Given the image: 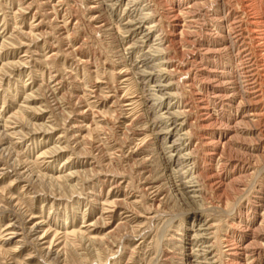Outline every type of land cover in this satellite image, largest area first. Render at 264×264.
Masks as SVG:
<instances>
[{
  "label": "rangeland",
  "instance_id": "374dc122",
  "mask_svg": "<svg viewBox=\"0 0 264 264\" xmlns=\"http://www.w3.org/2000/svg\"><path fill=\"white\" fill-rule=\"evenodd\" d=\"M90 1L0 0V264H264L258 0Z\"/></svg>",
  "mask_w": 264,
  "mask_h": 264
},
{
  "label": "bare ground",
  "instance_id": "6f19581e",
  "mask_svg": "<svg viewBox=\"0 0 264 264\" xmlns=\"http://www.w3.org/2000/svg\"><path fill=\"white\" fill-rule=\"evenodd\" d=\"M104 1H105V0H104ZM106 1H107V0H106ZM192 1H193V0H192ZM225 1H227V0H225ZM228 1H229V0H228ZM230 1H231V0H230ZM241 1H243V0H241ZM200 2H201V1H200ZM203 2H205V1H203ZM209 2H210V1H209ZM237 2H238V1H237ZM255 2H256V1H255ZM255 2H254V3H255ZM90 3H91V4H90V8H91V10H95V9H96V3H98V2H96V0H95V1L92 0V1H90ZM99 3H100V2H99ZM110 3H111V2H110ZM114 3H117V2H114ZM224 3H225V2H224ZM224 3H223V4H224ZM226 3H227V2H226ZM229 3H230V2H229ZM245 3H246V2H245ZM256 3H257V6H256V7H257V9H258V11H259V12H258V14H259V17H258V18H259V21L256 22V24H257L256 26H257V27H260V28L263 27V29H261V30L259 29V30H258V31H259L258 34L262 35L261 32L264 31V24H263V23H264V21H263V17H264V0H258ZM100 4H101V3H100ZM103 4H106V3H103ZM188 4H189V3H188ZM193 4H195V3H193ZM202 4H203V3H202ZM205 4H206V3H205ZM251 4H252V3H251ZM107 5H108V4H107ZM107 5H105V6H107ZM112 5H114V4H112ZM115 5H116V4H115ZM190 5H192V4H190ZM229 5H230V4H229ZM245 5H246V4H245ZM255 5H256V4H255ZM101 6H102V5H101ZM177 6H178V5H177ZM183 6H184V5H183ZM242 6H243V4H242ZM242 6H241V7H242ZM252 6H253V5H252ZM110 7H111V6H110ZM190 7H191V6H190ZM244 7H246V6H244ZM88 8H89V7H88ZM170 8H172V7H170ZM185 8H186V7H185ZM223 8H224V7H223ZM230 8H231V7H230ZM249 8H250V7H249ZM253 8H254V7H253ZM97 9H98V8H97ZM113 9H114V8H113ZM125 9H126V8H125ZM187 9H188V7H187ZM189 9H191V8H189ZM244 9H245V8H244ZM176 10H177V9H176ZM179 10H180V9H179ZM254 10H256V9H254ZM110 11H111V10H110ZM228 11H229V9H228ZM175 12H176V11H175ZM178 12H179V11H178ZM181 12H182V11H181ZM181 12H180V13H181ZM189 13H192V12H189ZM246 13H247V12H246ZM246 13H245V14H246ZM248 13H249V12H248ZM251 13L253 14L254 12H251ZM256 13H257V12H256ZM174 14H176V13H174ZM178 14H179V13H178ZM178 14H177V15H178ZM182 14H183V13H182ZM187 14H188V12H187ZM238 14H239V13H238ZM128 15H129V14H128ZM172 15H173V14H172ZM185 15H186V14H185ZM189 15H190V14H189ZM192 15H193V14H192ZM226 15H227V14H225V16H226ZM240 15H241V14H240ZM254 15H255V14H254ZM256 15H257V14H256ZM173 16H174V15H173ZM180 16H181V15H180ZM183 16H184V15H183ZM222 16H223V15H222ZM245 16H246V15H245ZM249 16H250V14H249ZM103 17H104V16H103ZM103 17H102V18H103ZM143 17H144V16H143ZM171 17H172V16H171ZM175 17H176V15H175ZM181 17H182V16H181ZM184 17H186V16H184ZM184 17H183V18H184ZM219 17H220V16H219ZM233 17H234V16H233ZM235 17H238V16H235ZM97 18H98V17H97ZM107 18H108V17H107ZM146 18H147V17H146ZM192 18H193V16H192ZM131 19H132V18H131ZM131 19H130V21H131ZM170 19H171V18H170ZM174 19H175V18H174ZM214 19H215V18H214ZM221 19H222V18H221ZM221 19H220V20H221ZM231 19H232V18H231ZM101 20H102V19H101ZM103 20H104V19H103ZM171 20H173V17H172ZM171 20H170V21H171ZM189 20H190V22H191V19H189ZM189 20H188V23H189ZM220 20H218V21H220ZM119 21H120V20H119ZM130 21H129V22H130ZM140 21H141V19H140ZM142 21H143V20H142ZM181 21H182V20H181ZM194 21H195V20H194ZM214 21H215V20H214ZM238 21H241V20L238 19ZM105 22H106V21H105ZM123 22H124V21H123ZM132 22H133V21H132ZM232 22H233V21H232ZM235 22H237V21H235ZM253 22H254V21H253ZM121 23H122V22H121ZM125 23H126V22H125ZM216 23H217V22H216ZM219 23H220V22H219ZM225 23H226V22H225ZM230 23H231V21H230ZM244 23H245V22H244ZM248 23H249V22H247V24H248ZM123 24H124V23H123ZM129 24H131V22H130ZM132 24H133V23H132ZM139 24H140V23H139ZM139 24H138V25H139ZM167 24H168V23H167ZM182 24H186V23H184V21H182ZM235 24H236V23H235ZM235 24H233V25H235ZM238 24H239V22H238ZM249 24H250V23H249ZM152 25H153V24H152ZM177 25H178V24H177ZM186 25H187V24H186ZM216 25H217V24H216ZM216 25H215V26H216ZM228 25H229V24H228ZM230 25H231V24H230ZM239 25H240V24H239ZM100 26H101V25H100ZM102 26H103V25H102ZM125 26H126V25H125ZM134 26H135V25H134ZM182 26H183V25H182ZM191 26H192V25H191ZM224 26H225V25H224ZM243 26H244V25H243ZM254 26H255V25H254ZM139 27H140V26H139ZM139 27H138V28H139ZM150 27H151V26H150ZM189 27H190V25H189ZM226 27H227V26H226ZM239 27H240V26H239ZM250 27H251V26H250ZM257 27H256V29H257ZM115 28H116V26H115ZM115 28H114V29H115ZM117 28H118V27H117ZM135 28H136V27H134V30H135ZM148 28H149V26H148ZM172 28H173V27H172ZM185 28H186V26H185ZM228 28H230V27H228ZM232 28H233V27H232ZM240 28H241V27H240ZM247 28H248V27H247ZM179 29H181V28H179ZM233 29H234V28H233ZM235 29H236V28H235ZM249 29H251V28H249ZM117 30H118V29H117ZM130 30H131V29H130ZM221 30H222V28H221ZM242 30H244V29L242 28ZM251 30H252V29H251ZM119 31H120V30H119ZM123 31H124V30H123ZM128 31H129V30H128ZM128 31H127V32H128ZM172 31H173V30H172ZM177 31H178V30H177ZM180 31H181V30H180ZM180 31H179V33H178V32H177V33H178V34H181L182 32L180 33ZM182 31L184 32V29H183ZM185 31H186V30H185ZM219 31H220V30H219ZM228 31H230V30H228ZM228 31H227V32H228ZM232 31H233V30H232ZM240 31H241V30H240ZM245 31H246V30H245ZM247 31H249V30H247ZM127 32L125 31V33H127ZM134 32H135V31H134ZM214 32H216V31H214ZM230 32H231V31H230ZM230 32H228V33H230ZM237 32H238V31H237ZM172 33H173V32H172ZM172 33H171V34H172ZM177 33H176V34H177ZM225 33H226V32H225ZM241 33H242V32H241ZM251 33H252V32H251ZM184 34H185V32H184ZM184 34H183V35H184ZM205 34H206V33H205ZM207 34H208V33H207ZM215 34H217V33H215ZM232 34H233V33H232ZM239 34H240V33H239ZM254 34H255V33H254ZM256 34H257V33H256ZM141 35H142V34H141ZM173 35H175V34H173ZM183 35H182V36H183ZM219 35H220V34H219ZM228 35H229V34H228ZM244 35H245V34H244ZM250 35H251V34H250ZM24 36H25V35H24ZM143 36H144V35H143ZM179 36H180V35H179ZM211 36H212V35H211ZM125 37H126V36H125ZM160 37H161V36H160ZM160 37H159V38H160ZM180 37H181V36H180ZM223 37H224V36H223ZM232 37H233V36H232ZM237 37H238V36H237ZM243 37H244V36H243ZM127 38H128V37H127ZM163 38H164V37H163ZM168 38H169V37H168ZM226 38H228V37H226ZM246 38H247V37H246ZM255 38H256V36H255ZM258 38H259V37H258ZM145 39H146V38H145ZM145 39H144V41H145ZM155 39H156V38H155ZM160 39H161V38H160ZM165 39H166V38H165ZM178 39H179V38H178ZM180 39H181V41H182V38H180ZM196 39H197V38H196ZM223 39H224V38H223ZM235 39H236V38H235ZM249 39H251V38L249 37ZM252 39H254V38H252ZM259 39H260V38H259ZM137 40L139 41L140 39H137ZM137 40H136V41H137ZM166 40H167V39H166ZM170 40H171V39H170ZM194 40H195V39H194ZM122 41H123V40H122ZM136 41H135V42H136ZM144 41H143V42H144ZM163 41H164V39H163ZM185 41H186V40H185ZM191 41H193V40H191ZM221 41H222V40H221ZM230 41H231V37H230ZM230 41H229V42H230ZM235 41H236V40H235ZM248 41H249V40H248ZM250 41H251V40H250ZM253 41H254V40H253ZM260 41H264V35H262ZM133 42H134V40H133ZM135 42H134V44H135ZM166 42H167V41H166ZM169 42H170V41H169ZM193 42H194V41H193ZM195 42H196V41H195ZM209 42H210V41H209ZM189 43H192V42L189 41ZM201 43L203 44L202 41H201ZM211 43H212V42H211ZM227 43H228V42H227ZM230 43H231V42H230ZM233 43H234V42H233ZM247 43H249V42H247ZM247 43H246V44H247ZM132 44H133V43H131V45H132ZM144 44H145V43H144ZM159 44H160V42H159ZM170 44H171V42H170ZM187 44H188V43H187ZM197 44H198V43H197ZM213 44H214V43H213ZM236 44H237V43H236ZM243 44H244V43H243ZM252 44H253V43H252ZM252 44H251V45H252ZM259 44H260V43H259ZM135 45H136V44H135ZM146 45H147V44H146ZM160 45L162 46V44H160ZM190 45H191V44H190ZM205 45H206V44H205ZM229 45H230V44H229ZM231 45H232V44H231ZM237 45H238V44H237ZM139 46H140V45H139ZM245 46H246V45H245ZM254 46H255V45H254ZM254 46H252V47H254ZM258 46H259V45H258ZM126 47H130V46H126ZM166 47H167V46H166ZM191 47H192V46H191ZM224 47H225V46H224ZM228 47H229V46H228ZM262 47H264V45H262ZM163 48H164V47H163ZM163 48H162V49H163ZM198 48H199V47H198ZM225 48H227V47H225ZM232 48H233V46H232ZM239 48H240V47H239ZM256 48H257V46H256ZM259 48H260V50H259V52H260L259 55L261 54L260 56H263V58L260 57V59H262L261 62L263 63V64L261 63V64H262L261 66H263V68H264V49H261V47H259ZM165 49H166V48H165ZM201 49H202V48H201ZM201 49H199V50L201 51ZM204 49H205V48H204ZM228 49H229V48H228ZM254 49H255V48H254ZM148 50H149V49H148ZM152 50H153V49H152ZM154 50H156V49H154ZM191 50H192V49H191ZM211 50H212V49H211ZM213 50H214V49H213ZM256 50H257V49H256ZM130 51H131V50H130ZM197 51H198V50H197ZM215 51H216V50H215ZM215 51H214V52H215ZM226 51H227V50H226ZM232 51H233V50H232ZM243 51H244V49H243ZM250 51H251V50H250ZM150 52H151V51H150ZM153 52H154V51H153ZM160 52H161V51H160ZM162 52H163V51H162ZM162 52H161V53H162ZM190 52H192V51H190ZM193 52H194V51H193ZM203 52H204V51H203ZM203 52H202V53H203ZM211 52H212V51H211ZM252 52H253V50H252ZM257 52H258V50H257ZM128 53H129V51H128ZM138 53H139V52H138ZM165 53H166V52H165ZM249 53H250V52H248V54H249ZM152 54H153V53H152ZM162 54H163V53H162ZM194 54H195V53H194ZM198 54H199V53H198ZM198 54H197V55H198ZM204 54H205V53H204ZM204 54H203V55H204ZM219 54H220V53H219ZM222 54H223V53H222ZM222 54H220V55H222ZM228 54H229V53H228ZM235 54H236V53H234L233 55H235ZM237 54H238V52H237ZM241 54H242V53H241ZM150 55H151V54H150ZM143 56H144V55H143ZM153 56H154V54H153ZM155 56H156V55H155ZM158 56H159V55H158ZM160 56H161V55H160ZM200 56H201V55H200ZM230 56H231V55H230ZM239 56H240V55H239ZM243 56H244V55H243ZM202 57H203V56H202ZM221 57H222V56H221ZM224 57H225V56H224ZM244 57H245V56H244ZM247 57H248V56H247ZM255 57H257V56H255ZM156 58H157V57H156ZM232 58H233V56H232ZM245 58H246V57H245ZM258 58H259V57H258ZM135 59H137V58H135ZM191 59H192V58H191ZM201 59H202V58H201ZM213 59H214V58H213ZM216 59H217V58H216ZM216 59H215V60H216ZM223 59H224V58H223ZM230 59H231V58H230ZM239 59H240V58H239ZM246 59H247V58H246ZM246 59H245V60H246ZM248 59H249V58H248ZM204 60H205V59H204ZM209 60H210V59H209ZM211 60H212V59H211ZM243 60H244V58H243ZM243 60H242V61H243ZM134 61H135V60H134ZM157 61H158V58H157ZM191 61L193 62V60H191ZM218 61H219V60H218ZM231 61H232V60H231ZM231 61H230V62H231ZM238 61H240V60H238ZM242 61H241V62H242ZM158 62H159V61H158ZM160 62H161V61H160ZM160 62H159V63H160ZM201 62H202V61H201ZM211 62H212V61H211ZM223 62H224V61H223ZM228 62H229V61H228ZM232 62H233V61H232ZM232 62H231V63H232ZM168 63H169V62H168ZM197 63H198V62H197ZM218 63H219V62H218ZM233 63H235V62H233ZM236 63H238V62H236ZM244 63H245V62H244ZM256 63H257V61H256ZM252 64H253V62H252ZM133 65H134V64H133ZM156 65H157V64H156ZM156 65H155V66H156ZM172 65H173V64H172ZM200 65H201V64H200ZM219 65H220V64H219ZM230 65H231V64H230ZM240 65H241V64H240ZM249 65H250V64H249ZM256 65H257V64H256ZM198 66H199V65H198ZM214 66H215V65H214ZM232 66H233V65H232ZM234 66H235V64H234ZM238 66H239V65H238ZM135 67H136V66H135ZM140 67H141V66H140ZM172 67H173V66H172ZM174 67H175V66H174ZM138 68H139V67H138ZM199 68H200V67H199ZM240 68L242 69V67H240ZM240 68H239V69H240ZM243 68H244V67H243ZM249 68H250V67H249ZM256 68H258V66H257ZM259 68H260V67H259ZM259 68H258V69H259ZM160 69H162V68H160ZM171 69H172V68H171ZM174 69H175V68H174ZM200 69H202V68H200ZM205 69H206V68H205ZM234 69H235V68H234ZM244 69H245V68H244ZM254 69H255V68H254ZM127 70H128V69H127ZM140 70H141V69H140ZM142 70H143V69H142ZM165 70H166V69H165ZM210 70H211V69H210ZM214 70H215V69H214ZM247 70H248V69H247ZM169 71H170V70H169ZM174 71H176V70H174ZM195 71H196V70H195ZM197 71H198V70H197ZM199 71H200V70H199ZM206 71H207V70H206ZM215 71H216V70H215ZM219 71H220V70H219ZM219 71H218V72H219ZM236 71H238V70H236ZM240 71H241V70H240ZM249 71H250V70H249ZM263 71H264V70H263ZM122 72H123V71H122ZM125 72H126V71H125ZM130 72H131V70H130ZM136 72H138V70H137ZM144 72H145V70H144ZM159 72H160V71H159ZM162 72H163V71H162ZM177 72H178V71H177ZM204 72H205V71H204ZM213 72H214V71H213ZM216 72H217V71H216ZM222 72H223V71H222ZM245 72H246V71H244V73H245ZM255 72H256V70H255ZM257 72H258V71H257ZM259 72H260V71H259ZM259 72H258V74H259ZM116 73H117V72H116ZM119 73H120V72H119ZM127 73H129V72H127ZM145 73H146V72H145ZM160 73H161V72H160ZM172 73H173V72H172ZM172 73H171V74H172ZM175 73H176V72H175ZM209 73H210V72H209ZM249 73H250V72H249ZM124 74H125V73H124ZM124 74H123V75H124ZM130 74H131V73H130ZM139 74H140V73H139ZM154 74H155V73H154ZM167 74H168V73H167ZM171 74H170V75H171ZM214 74H215V72H214ZM232 74H234V73H232ZM255 74H256V73H255ZM260 74H261V73H260ZM121 75H122V74H121ZM125 75H127V74H125ZM131 75H132V74H131ZM157 75H160V74H157ZM168 75H169V74H168ZM168 75H167V76H168ZM211 75H212V74H211ZM234 75H235V74H234ZM134 76H135V74H134ZM141 76H142V74H141ZM171 76H172V75H171ZM171 76H170V77H171ZM206 76H207V75H206ZM224 76H226V75H224ZM242 76H243V75H242ZM246 76H247V75H246ZM246 76H245V77H246ZM248 76H249V75H248ZM262 76H263V75H262ZM137 77H139V76H137ZM164 77H165V76H164ZM200 77H201V76H200ZM232 77H233V75H232ZM237 77H238V76H237ZM237 77H236V78H237ZM240 77H241V74H240L239 78H240ZM250 77H251V76H250ZM148 78H149V77H148ZM218 78H219V77H218ZM252 78H253V77H252ZM256 78H257V76H256ZM122 79H123V78H122ZM129 79H130V78H129ZM131 79H132V78H131ZM141 79H142V78H141ZM153 79H154V78H153ZM204 79H206V78H204ZM216 79H217V78H216ZM237 79H238V78H237ZM160 80H161V79H160ZM214 80H215V79H214ZM234 80L237 81L236 79H234ZM248 80H249V79H248ZM257 80H258V79H257ZM263 80H264V78H263ZM140 81H141V80H140ZM152 81H155V80H152ZM201 81H202V78H201ZM203 81H205V80H203ZM206 81H207V80H206ZM244 81H245V80H244ZM246 81H247V80H246ZM260 81H261V80H260ZM138 82H139V80H138ZM146 82H147V81H146ZM173 82H174V81H173ZM176 82H177V80H176ZM193 82H194V81H193ZM210 82H211V81H210ZM213 82H214V81H213ZM217 82H218V81H217ZM224 82H225V81H224ZM227 82H228V81H227ZM229 82H230V81H229ZM240 82H241V81H240ZM255 82H256V81H255ZM261 82H262V81H261ZM123 83H124V82H123ZM141 83H142V82H141ZM159 83H160V82H159ZM165 83H166V82H165ZM171 83H172V81H171ZM202 83H203V82H202ZM207 83H208V82H207ZM211 83H212V82H211ZM219 83H220V82H219ZM230 83H231V82H230ZM235 83H236V82H235ZM237 83H239V82H237ZM237 83H236V84H237ZM256 83H258V82H256ZM126 84H127V83H126ZM221 84H222V82H221ZM225 84H226V83H225ZM225 84H224V85H225ZM228 84H229V83H228ZM232 84H233V82H232ZM242 84H243V83H242ZM247 84H249V83H247ZM259 84H261V83H259ZM158 85H159V84H158ZM158 85H156V86H158ZM164 85H165V84H164ZM164 85H163V86H164ZM167 85H168V84H167ZM171 85H173V84H171ZM192 85H193V84H192ZM192 85H191V88L194 89V85H193V86H192ZM207 85H208V84H207ZM211 85H212V84H211ZM215 85H218V84H215ZM219 85H220V84H219ZM219 85H218V86H219ZM222 85H223V84H222ZM245 85H246V83H245ZM153 86H154V85H153ZM159 86H160V85H159ZM161 86H162V85H161ZM175 86H176V85H175ZM175 86H174V87H175ZM188 86H190V84H189ZM213 86H214V85H213ZM243 86H244V85H243ZM251 86H252V85H251ZM202 87H203V86H202ZM237 87H239V86H237ZM259 87H260V86H258V88H259ZM160 88H161V87H160ZM189 88H190V87H189ZM224 88H225V87H224ZM229 88H231V87H229ZM233 88H234V87H233ZM144 89H145V88H144ZM148 89H149V88H148ZM158 89H159V88H158ZM195 89H196V87H195ZM211 89H212V88H211ZM240 89H241V88H240ZM118 90H119V89H118ZM163 90H164V89H163ZM207 90H208V89H207ZM220 90H221V89H220ZM253 90H254V89H253ZM257 90H258V89H255V91H257ZM260 90H261V89H260ZM141 91H144V90L141 89ZM141 91H140V92H141ZM145 91H146V90H145ZM149 91H150V90H149ZM197 91H198V90H197ZM241 91H242V89H241ZM246 91H247V90H246ZM262 91H264V90H262ZM262 91H260V92L262 93ZM203 92H204V91H203ZM203 92H202V93H203ZM250 92H251V91H250ZM260 92H259V93H260ZM142 93H143V92H142ZM174 93H177V91L174 92ZM191 93H192V92H191ZM195 93H196V92H195ZM195 93H192V95L195 94ZM198 93H201V92H198ZM210 93H211V92H210ZM236 93H237V92H236ZM147 94H149V93H147ZM166 94H167V93H166ZM231 94H233V93H231ZM237 94H238V93H237ZM253 94H254V93H253ZM143 95H144V94H143ZM149 95H150V94H149ZM151 95H152V94H151ZM161 95H162V94H161ZM167 95H169V94H167ZM200 95H201V94H200ZM213 95H214V93H213ZM229 95H230V94H229ZM243 95H244V94H243ZM250 95H251V93H250ZM261 95H262V94H261ZM141 96H142V94H141ZM141 96H139V97L141 98ZM144 96H145V95H144ZM154 96H155V95H154ZM214 96H215V95H214ZM218 96H219V95H218ZM225 96H226V95H225ZM231 96L234 97V95H231ZM236 96H237V95H236ZM252 96H253V95H252ZM258 96H260V95H258ZM133 97H135V96H133ZM166 97H168V96H166ZM172 97H173V96H172ZM193 97H194V96H193ZM197 97H198V96H197ZM203 97H204V96H203ZM203 97H202V98H203ZM215 97H216V96H215ZM219 97H221V96H219ZM219 97H218V98H219ZM229 97H230V96H229ZM240 97H241V96H240ZM243 97H244V96H243ZM253 97H255V96H253ZM263 97H264V96H263ZM144 98H145V97H144ZM146 98H147V97H146ZM153 98H154V97H153ZM156 98H158V97H156ZM175 98H176V97H175ZM177 98H178V97H177ZM223 98H225V97H223ZM226 98H228V97H226ZM248 98H249V97H248ZM259 98H260V97H259ZM126 99H127V97H126ZM149 99H150V97H149ZM151 99H152V98H151ZM160 99H161V98H160ZM194 99H195V98H194ZM197 99H198V98H197ZM208 99H209V98H208ZM219 99H221V98H219ZM243 99H244V98H243ZM260 99H261V98H260ZM181 100H182V99H181ZM199 100H200V99H199ZM222 100H223V99H222ZM245 100H246V99H245ZM249 100H252V99L250 98ZM254 100H255V99H254ZM143 101H144V100H143ZM155 101H156V100H155ZM193 101H194V100H193ZM211 101H212V100H211ZM224 101H225V100H224ZM236 101H237V100H236ZM239 101H240V100H239ZM260 101H261V100H260ZM127 102H128V101H127ZM144 102H145V101H144ZM149 102H150V101H149ZM169 102H170V101H169ZM184 102H185V101H184ZM196 102H197V100H196ZM203 102H204V100H203ZM203 102H202V103H203ZM218 102H219V101H218ZM233 102H234V101H233ZM241 102H243V101H240V103H241ZM248 102L250 103L251 101H247V103H248ZM254 102H255V101H254ZM263 102H264V100H263ZM146 103H147V102H146ZM146 103H145V104H146ZM153 103H154V102H153ZM189 103H190V101H189ZM198 103H199V102H198ZM205 103H206V102H205ZM216 103H217V102H216ZM243 103H245V102H243ZM249 103H248V104H249ZM255 103H256V102H255ZM185 104H187V103H185ZM200 104H201V103H200ZM206 104H207V103H206ZM248 104H247V105H248ZM131 105H132V104H131ZM143 105H144V103H143ZM152 105H153V104H152ZM171 105H172V104H171ZM173 105H174V104H173ZM178 105H179V104H178ZM222 105H223V104H222ZM234 105H235V104H234ZM255 105H256V104H255ZM262 105H263V104H262ZM262 105H261V107H262ZM80 106H81V105H80ZM123 106H124V105H123ZM134 106H135V105H134ZM197 106H198V105H197ZM203 106H204V105H203ZM208 106H209V105H207L206 107H208ZM213 106H214V105H213ZM228 106H230V105H228ZM238 106H240L239 103H238ZM238 106H237V108H238ZM241 106H242V104H241ZM241 106H240V107H241ZM244 106H245V105H244ZM83 107H84V105H83ZM85 107H86V106H85ZM158 107H159V106H158ZM176 107H177V106H176ZM186 107H187V106H186ZM219 107H220V106H219ZM222 107H223V106H222ZM234 107H235V106H234ZM250 107H251V106H250ZM132 108H133V107H132ZM144 108H145V107H144ZM181 108H182V107H181ZM188 108H189V107H188ZM203 108H204V107H203ZM209 108H210V107H209ZM231 108H232V107H231ZM247 108H249V107H247ZM123 109H125V108H123ZM146 109H147V108H146ZM199 109H200V105H199ZM225 109H226V108H225ZM244 109H245V108H244ZM147 110H148V109H147ZM147 110H146V111H147ZM167 110H168V109H167ZM174 110H175V109H174ZM178 110H179V108H178ZM189 110H190V109H188V110H186V111H189ZM204 110H205V109H204ZM204 110H203V111H204ZM236 110H237V109H236ZM246 110H247V109H246ZM250 110H251V109H250ZM86 111H87V110H86ZM172 111H173V110H172ZM175 111H176V110H175ZM181 111H184V110H181ZM186 111H185V112H186ZM201 111H202V110H201ZM233 111H234V110H233ZM259 111H260V110H259ZM129 112H130V111H129ZM148 112H149V111H148ZM153 112H154V111H153ZM179 112H180V111H179ZM190 112H191V110H190ZM192 112H193V111H192ZM192 112H191V113H192ZM198 112H199V110H198ZM230 112H231V111H230ZM234 112L236 113V111H234ZM81 113H82V112H81ZM134 113H135V112H133V115H134ZM172 113H174V112H172ZM175 113H176V112H175ZM180 113H181V112H180ZM182 113H183V112H182ZM215 113H216V112H215ZM237 113H238V111H237ZM255 113H256V112H255ZM127 114H128V113H127ZM166 114H167V112H166ZM176 114H178V112H177ZM245 114H246V113H245ZM245 114H244V116H245ZM258 114L260 115V113H258ZM261 114H262V116L264 115L263 113H261ZM133 115L130 116V114H129V115H126V116L133 117ZM207 115H208V114H207ZM232 115H233V113H232ZM254 115H256V114H254ZM137 116H138V114H137ZM137 116H136V118H137ZM160 116H162V115H160ZM210 116H211V115H210ZM240 116H241V115H240ZM248 116H249V115H248ZM251 116H253V114H252ZM138 117H139V116H138ZM156 117H158V116H156ZM165 117H167V116H165ZM165 117H164V118H165ZM172 117H173V116H172ZM178 117H179V116H178ZM186 117H187V116H186ZM205 117H206V116H205ZM211 117H212V116H211ZM231 117H232V116H231ZM238 117H239V116H238ZM242 117H243V115H242ZM245 117H246V116H245ZM263 117H264V116H263ZM140 118H141V117H140ZM142 118H143V116H142ZM160 118H161V117H160ZM175 118H176V117H175ZM200 118H201V117H200ZM217 118H218V117H216V119H217ZM229 118H230V117H229ZM234 118H235V117H234ZM240 118H241V117H240ZM151 119H152V118H151ZM161 119H162V118H161ZM161 119H160V120H161ZM205 119H206V118H205ZM216 119H215V120H216ZM247 119H248V118H247ZM249 119H250V117H249ZM134 120H136V119H134ZM137 120H138V119H137ZM149 120H150V118H149ZM154 120H155V119H154ZM154 120H153V121H154ZM167 120H168V119H167ZM171 120H172V119H171ZM207 120H208V118H207ZM236 120H237V119H236ZM142 121H143V120H142ZM142 121H141V122H142ZM147 121H148V120H147ZM218 121H219V120H218ZM231 121H232V120H231ZM234 121H235V120H234ZM257 121H258V120L255 121V122H256V125L258 124ZM182 122H183V121H182ZM185 122H186V121H185ZM185 122H184V123H185ZM220 122H221V121H220ZM243 122H244V121H243ZM258 122H260V121H258ZM139 123H140V122H139ZM201 123H202V122H201ZM218 123H219V122H218ZM221 123H222V122H221ZM236 123H238V122H236ZM249 123H251V122H249ZM252 123H253V121H252ZM149 124H150V122H149ZM179 124H180V123H179ZM182 124H183V123H182ZM198 124H199V122H198ZM209 124H210V126H211V123H209ZM214 124H215V123H214ZM223 124H224V123H223ZM223 124H221V125H223ZM238 124H239V123H238ZM254 124H255V123H254ZM259 124H260V123H259ZM259 124H258V126H260ZM262 124H264V122H263ZM262 124H261V125H262ZM138 125H139V124H138ZM153 125H154V124H153ZM158 125H159V124H158ZM212 125H213V124H212ZM216 125H218V124L216 123ZM233 125H235V122H234ZM256 125H255V126H256ZM199 126H200V125H199ZM204 126H206V125H204ZM204 126H203V127H204ZM218 126H219V125H218ZM225 126H226V125H225ZM262 126H264V125H262ZM143 127H144V126H143ZM145 127H146V125H145ZM151 127H152V125H151ZM171 127H172V126H171ZM207 127H208V126H207ZM226 127H227V126H226ZM231 127H233V126H231ZM235 127H236V125H235ZM140 128H141V127H140ZM149 128H150V127H149ZM180 128H181V127H180ZM204 128H206V127H204ZM223 128H224V127H223ZM137 129H138V128H137ZM146 129H148V128L146 127ZM146 129H145V130H146ZM182 129H183V128H182ZM188 129H189V128H188ZM227 129H229V128H227ZM232 129H233V128H232ZM234 129H235V128H234ZM234 129H233V130H234ZM236 129H238V128H236ZM258 129H260V128L258 127ZM140 130H142V129H140ZM148 130H149V129H148ZM159 130H160V129H159ZM168 130H169V129H168ZM221 131H222V130H221ZM234 131H235V130H234ZM240 131H241V130H240ZM151 132H152V131H151ZM153 132H154V131H153ZM153 132H152V133H153ZM157 132H158V130H157ZM157 132H156V133H157ZM178 132H179V131H178ZM178 132H176V133H178ZM183 132H185V131H183ZM209 132H210V131H209ZM211 132H212V131H211ZM237 132H238V131H237ZM162 133H163V132H162ZM185 133H190V132H187V131H186ZM212 133H213V132H212ZM150 134H151V133H150ZM166 134H167V133H166ZM172 134H173V133H172ZM183 134H184V133H183ZM257 134H258V133H257ZM257 134H256V135H257ZM262 134H263V133H262ZM153 135H154V134H153ZM174 135H175V134H174ZM185 135H186V134H185ZM185 135H184V136H185ZM190 135H191V134H190ZM226 135H227V134H226ZM232 135H233V134H232ZM177 136H178V135H177ZM207 136H208V135H207ZM263 136H264V135H263ZM138 137H139V136H138ZM157 137H158V136H157ZM157 137H156V138H157ZM178 137H179V136H178ZM182 137H183V136H182ZM189 137H190V136H189ZM189 137H188V138H189ZM228 137H229V136H228ZM231 137H232V136H231ZM231 137H230V138H231ZM252 137H253V136H252ZM261 137H262V136H261ZM139 138H140V137H139ZM147 138H150V136L147 137ZM162 138H163V137H162ZM180 138H181V137H179V139H180ZM186 138H187V137H186ZM188 138H187V140H188ZM225 138H226L225 135H222L220 131H217V138H216V139H217L218 141H220V140L222 141V142H221V145H222V146H223L224 143L226 142V141H225ZM232 138H233V137H232ZM256 138H257V137H256ZM145 139H146V138H145ZM151 139H152V138H151ZM182 139H183V138H182ZM205 139H206V138H205ZM209 139H210V137H209ZM216 139H215V140H216ZM257 139H258V138H257ZM143 140H144V139H143ZM153 140H155V139H153ZM259 140H260V139H259ZM147 141H148V140H147ZM160 141H161V140H160ZM189 141H190V140H189ZM210 141H211V140H210ZM218 141H215V142L217 143ZM224 141H225V142H224ZM227 141H229V140H227ZM143 142H144V141H143ZM161 142H162V141H161ZM178 142H179V140H178ZM180 142H181V141H180ZM187 142H188V141H187ZM212 142H213V140H212ZM149 143H150V142H149ZM173 143H174V141H173ZM175 143H176V142H175ZM206 143H207V142H206ZM206 143H205V144H206ZM210 143H211V142H210ZM143 144H144V143H143ZM176 144H177V143H176ZM203 144H204V143H203ZM207 144H208V143H207ZM212 144H214V143H212ZM226 144H227V143H226ZM261 144H262V143H261ZM158 145H159V144H158ZM164 145H165V144H164ZM209 145H210V144H209ZM216 145H217V144H216ZM145 146H146V145H145ZM168 146H169V145H168ZM177 146H178V145H177ZM177 146H176V147H177ZM182 146H183V145H182ZM194 146H195V145H194ZM146 147H147V146H146ZM149 147H150V146H149ZM165 147H166V146H165ZM174 147H175V146H174ZM185 147H186V146H185ZM263 147H264V146H263ZM154 148H155V147H154ZM159 148H160V147H159ZM178 148H179V147H178ZM181 148H182V147H181ZM192 148H193V147H192ZM208 148H209V147H208ZM164 149H165V148H164ZM148 150H150V148H149ZM174 150H175V149H174ZM222 150H223V149H222ZM222 150H220V151H222ZM262 150H263V149H262ZM190 151H191V150H190ZM210 151H211V150H210ZM223 151H224V150H223ZM164 152H165V151H164ZM164 152H163V153H164ZM180 152H181V151H180ZM218 152H219V151H218ZM260 152H261V151H260ZM186 153H187V152H186ZM186 153H185V154H186ZM188 153H189V152H188ZM206 153H207V152H206ZM219 153H221V152H219ZM223 153H224V152H222L221 155H223ZM182 154H183V153H182ZM190 154H192V153H190ZM190 154H189V155H190ZM171 155H172V154H171ZM166 156H167V155H166ZM168 156H169V155H168ZM178 156H179V155H178ZM181 156H183V155H181ZM212 156H213V155H212ZM219 156H220V155H219ZM259 156H261V153H260ZM216 157H217V156H216ZM221 157H222V156H221ZM180 158H181V157H180ZM182 158H183V157H182ZM184 158H185V157H184ZM187 158H188V157H187ZM212 158H213V157H212ZM214 158H215V157H214ZM217 158H218V157H217ZM219 158H220V157H219ZM166 159H167V158H166ZM218 161H219V160H218ZM166 162H169V158H168V161H166ZM179 163H180V162H179ZM187 163H188V162H187ZM222 163H223V162H222ZM226 163H227V162H226ZM235 163H236V162H235ZM235 163H234V164H235ZM180 165H181V164H180ZM183 165H184V164H183ZM195 166H196V165H195ZM165 167H166V166H165ZM180 167H181V166H180ZM189 167H190V165H189ZM189 167H188V168H189ZM166 168H167V170H168V166H167ZM177 168H178V167H177ZM181 168H182V167H181ZM189 169H191V167H190ZM201 169H202V168H201ZM176 170H178V169H176ZM185 170H186V169H185ZM171 171H172V170H171ZM173 171H174V170H173ZM179 171H180V170H179ZM198 171H199V170H198ZM201 171H202V170H201ZM203 171H204V170H203ZM180 172L182 173V171H180ZM185 172H186V171H185ZM190 172H192V171H190ZM204 172H205V171H204ZM204 172H203V173H204ZM171 173H172V172H171ZM176 173H177V172H176ZM181 173H180V175H181ZM183 173H184V172H183ZM199 173H200V172H199ZM201 173H202V172H201ZM203 173H202V174H203ZM184 174H185V173H184ZM195 175H196V173H195ZM195 175H193V176H195ZM200 175H201V174H200ZM204 175H205V174H204ZM191 176H192V175H191ZM206 176H208V174H207ZM212 176H213V175H211V177H212ZM196 177H198V176L196 175ZM196 177H195V178H196ZM204 177H205V176H204ZM205 178H207V177H205ZM212 178H213V177H212ZM192 179H193V178H192ZM196 180H197V179H196ZM196 180H193V181L196 182ZM203 180H204V179H203ZM219 180H220V179H219ZM190 181H191V180H190ZM183 182H184V181H183ZM195 182H194V183H195ZM198 182H200V179H199ZM179 183H180V182H179ZM179 183H178V184H179ZM189 183H190V182H189ZM178 184H177V185H178ZM180 184H181V183H180ZM195 184H196V183H195ZM195 184H194V185H195ZM198 184H199V183H198ZM203 184H204V183H203ZM183 185H186V184H183ZM191 185H193V184H191ZM209 185H210V184H209ZM181 186H182V185H181ZM186 186H187V185H186ZM184 187H185V186H184ZM198 187H199V186H198ZM202 187H203V186H202ZM209 187H210V186H209ZM217 187H218V186H217ZM199 188H200V187H199ZM181 189H182V188H181ZM197 189H198V188H197ZM200 189H201V188H200ZM200 189H199V190H200ZM191 190H192V189H191ZM203 190H204V189H203ZM184 192H185V191H184ZM199 192H200V191H199ZM192 193H193V191H192ZM197 193H198V192H197ZM198 196H199V195H198ZM198 196L196 195V197H198ZM193 197H195V196H193ZM111 203H112V202H111ZM112 204H113V203H112ZM113 205H114V204H113ZM260 212H261V211H260ZM262 212H263V210H262ZM105 213H106V212H105ZM262 214H263V213H262ZM110 217H111V216H110ZM260 219H261V218H260ZM262 219H263V218H262ZM262 219H261V220H262ZM36 223H37V222H36ZM36 223H35V224H36ZM203 223H204V222H203ZM200 225H201V224H200ZM203 225H205V224H203ZM202 227H203V226H202ZM207 227H208V226H207ZM210 227H211V226H210ZM35 228H36V227H35ZM198 229H199V228H198ZM201 229H202V228H201ZM204 229H205V228H204ZM204 229H203V230H204ZM54 232H55V231H54ZM58 232H59V231H58ZM206 232H208V231H206ZM56 233H57V231H56ZM56 233H55V234H56ZM66 233H67V232H66ZM69 233H70V232H69ZM74 233H75V232H74ZM45 234H46V233H45ZM71 234H72V232H71ZM195 234H196V233H195ZM198 234H199V233H198ZM204 234H205V233H204ZM42 235H43V234H42ZM63 235H64V234H63ZM65 235H66V234H65ZM68 235H69V234H68ZM200 235H201V233H200ZM200 235H199V236H200ZM56 236H57V234H56ZM56 236H55V237L53 236V237L56 238ZM40 237H41V236H40ZM43 238H44V237H43ZM194 238H195V237H194ZM197 238H198V235H197ZM206 238H207V237H206ZM201 239H202V237H201ZM263 244H264V243H263ZM207 245H208V244H207ZM260 245H262V244H260ZM196 246H197V245H196ZM204 246H205V245H204ZM245 246H246V244H245ZM208 247H209V246H208ZM246 247H247V246H246ZM248 247H249V246H248ZM241 248H242V247H241ZM243 248H244V247H243ZM195 249H196V248H195ZM197 249H198V248H197ZM259 250H260V249H259ZM206 251H207V250H206ZM233 251H234V250H233ZM244 251H245V250H244ZM201 252H202V251H201ZM207 252H208V251H207ZM190 253H192V252H190ZM231 253H232V252H231ZM238 253H239V252H238ZM188 254H189V253H188ZM204 254H205V253H204ZM233 254H234V253H233ZM196 255H197V254H196ZM190 256H191V255H190ZM203 256H204V255H203ZM194 257H195V256H194ZM201 259H202V257H201ZM185 261H186V260H185ZM190 261H191V260H190ZM196 261H197V260H196ZM203 261H204V260H203ZM187 262H189V261H187ZM194 262H195V261H194ZM207 262H208V260H207ZM210 262H211V261H210ZM245 262H246V261H245ZM191 263H192V262H191ZM197 263H199V262H197ZM243 263H244V262H243ZM246 263H247V262H246ZM187 264H188V263H187ZM192 264H193V263H192ZM206 264H207V263H206Z\"/></svg>",
  "mask_w": 264,
  "mask_h": 264
}]
</instances>
